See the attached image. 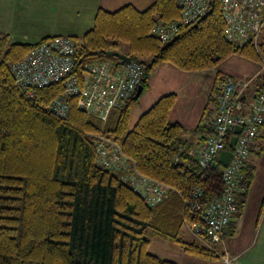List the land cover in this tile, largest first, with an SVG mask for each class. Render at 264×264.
Returning a JSON list of instances; mask_svg holds the SVG:
<instances>
[{
  "label": "trees",
  "instance_id": "1",
  "mask_svg": "<svg viewBox=\"0 0 264 264\" xmlns=\"http://www.w3.org/2000/svg\"><path fill=\"white\" fill-rule=\"evenodd\" d=\"M180 16L178 0H153L144 10L133 5L113 12L99 9L94 26L80 40V60L120 63L105 53H124L146 65L144 89L163 64L195 72L215 69L237 55L261 65L253 46L240 48L227 40L220 0H211L207 13L182 26L172 41L161 43L152 34L156 24ZM39 43L11 44L0 34V264H176L149 251L154 237L179 243L187 255L219 260L214 245L179 239L189 221L197 223L189 216L191 191H204L201 203L206 208L224 187L223 165L203 169L187 154L205 138L195 146L187 135L205 127L209 134L217 111L214 92L223 80L243 79L218 75L193 131L170 120L178 101L175 93L161 97L134 126L131 112L143 92L113 111L105 124L82 112L75 98L67 119H61L49 107L64 93L62 83L36 89L31 97L16 85L11 71ZM259 51L264 57V36ZM208 116L211 124H205ZM96 134L120 144L141 175L171 186L174 194L160 205H148L122 174L98 166ZM260 136L264 141V133ZM255 143L250 157L254 153L258 158L262 146ZM255 162L252 157L244 167L246 192L239 196L230 235L253 184Z\"/></svg>",
  "mask_w": 264,
  "mask_h": 264
},
{
  "label": "built area",
  "instance_id": "2",
  "mask_svg": "<svg viewBox=\"0 0 264 264\" xmlns=\"http://www.w3.org/2000/svg\"><path fill=\"white\" fill-rule=\"evenodd\" d=\"M210 1L178 0L180 18L156 24L152 34L161 43L172 41L182 26L194 23L207 13ZM220 1L227 40L240 48L253 46L264 71V57L259 51L264 36V0ZM82 52L80 40L68 36L51 37L13 63L11 71L16 85L29 90L31 97L36 89L62 83L64 93L49 107L58 118L67 119L70 101L75 98L82 112L105 124L113 111L135 98L139 86H143L146 65L140 61L114 63L108 59L81 62ZM219 85L213 94L217 111L211 132L202 144L190 148L187 154L203 169L220 165L218 156L222 151H231L232 158L229 165L223 167L222 194L211 200L206 208L201 203L204 191L200 188L191 191L189 216L197 223L189 221L186 226L206 246L222 245L226 250L223 237L239 211V196L246 192L242 183L244 167L264 124V84L259 82L257 75L240 81L223 80ZM93 139L98 166L122 174V180L128 182L148 205H160L174 194L171 186L141 175L116 141L103 134H96ZM223 260L225 264H237L229 255Z\"/></svg>",
  "mask_w": 264,
  "mask_h": 264
},
{
  "label": "crops",
  "instance_id": "3",
  "mask_svg": "<svg viewBox=\"0 0 264 264\" xmlns=\"http://www.w3.org/2000/svg\"><path fill=\"white\" fill-rule=\"evenodd\" d=\"M152 2L153 0H0V34L2 36L7 35L11 44L33 45L41 42L45 38L54 36H68L81 40L84 34L94 26L95 16L99 9L113 12L126 5H133L139 9L142 4H146L148 7ZM74 17L80 18V22ZM49 18L61 19L62 21L67 20V24L70 27L51 26L50 23L45 22ZM19 40L29 41H23L25 43H22ZM165 65L159 66L153 72L149 79L148 87L143 90V94L132 109V112L135 108L137 109V107L141 106L142 103H149L146 108V111H148L161 97L175 93L178 95V101L170 114V120L180 123L189 131H193L200 124L204 109L216 86L218 75L232 76L243 80L258 75L259 82L264 84V71L262 70V66L255 61H250L237 55L211 70L180 72V69L178 71L172 65ZM160 71H163L169 76L168 78H173L175 82L178 78V86L169 87L170 89L160 88L162 90L154 98L152 92L153 83L155 82L154 77H157ZM198 74L201 75H199V79H194V75ZM212 108L214 110V106ZM140 117L138 119L136 118V120L138 121ZM137 121L133 122L131 126H134ZM211 121L212 116L206 117L205 124H211ZM209 129L205 127L202 132L190 133L187 135V139L192 145L196 146L203 141ZM263 133L264 127L261 129V135ZM261 140L262 138L260 136L255 143L256 147H259L261 143L262 151L255 162L256 173L254 177V181L256 175L261 179V185L258 189L260 194L257 199L259 211L256 215L254 209L251 207L254 200V196L250 195V189L254 186L253 181L248 191L245 206L241 211L242 213H240L239 219H237L234 235L230 238L231 242L229 245L227 244L228 255L231 258H235L237 264H264V141ZM253 154H251V160ZM247 217L254 228L251 233L250 242L241 245V238L239 237L244 222L247 221ZM228 237H230V229L223 237L225 243H227ZM198 240L202 242L200 239ZM187 257H189L188 259H196L200 264H225L222 255L219 260L208 261L196 257L193 258L190 255Z\"/></svg>",
  "mask_w": 264,
  "mask_h": 264
},
{
  "label": "rangeland",
  "instance_id": "4",
  "mask_svg": "<svg viewBox=\"0 0 264 264\" xmlns=\"http://www.w3.org/2000/svg\"><path fill=\"white\" fill-rule=\"evenodd\" d=\"M147 6L146 4H142V6L139 7V9H145ZM63 17V16H62ZM76 20H78L80 22V18H76L74 17ZM46 23H50L51 26H68L70 27L69 24H67V20H59V19H55V18H49V20L45 21ZM73 25H75V23H73ZM22 43H25L23 41H29V40H19ZM14 44V43H12ZM165 65V64H164ZM170 65V64H167ZM166 66V65H165ZM165 68V67H163ZM174 68V67H171ZM175 69V68H174ZM178 70V69H176ZM179 71V70H178ZM182 70H180L181 72ZM184 72V71H182ZM183 74V73H182ZM199 75H194V79H199ZM201 76V75H200ZM169 76H167L163 71H160L157 75V77H154L155 82L153 83V97L156 98L158 96V94L160 93V90L162 89H170L169 87H176L178 86V78L176 80V82L174 81V79L172 78H168ZM152 83V80H151ZM162 88V89H160ZM145 92V91H144ZM145 96V95H144ZM143 98V97H142ZM149 103L146 104H141V106L137 107V109L135 108V110H133L132 112V118H131V124H133V122L137 121L136 118L138 119L142 113L144 111H146V108L148 106ZM209 117V116H208ZM253 159L257 160V158H255V156H253ZM263 176V175H262ZM264 178V176H263ZM262 178V180H263ZM264 181V180H263ZM253 188L250 189V195L254 196V200L253 203L251 204V207L254 209L256 215L258 214L259 211V205L257 202L258 199V195L260 194V192L258 191L260 185H261V179L258 178V175H256L254 184H253ZM254 190V191H253ZM242 213V212H241ZM249 214V213H248ZM247 221L244 222V226L241 232V235L239 238H241V245H245L248 242H250L251 240V233L253 231V224L250 223L248 221V217L246 218ZM234 234L230 235V237L227 238V243L226 244V250L222 247V245H214V247L216 246L218 252L224 257V256H228V248H227V244L229 245V243L231 242V239L233 237ZM179 239H181L182 241L186 242V243H204V242H200L198 240L197 237H195L191 231L187 228V226H184L180 231H179ZM236 240V239H235ZM225 242V241H224ZM149 251L168 261H172L175 262L176 264H200L196 261V259H188L189 257H187L188 255L183 251L182 246L179 243L173 242L171 240H164L161 239L159 237H154L151 238V244L149 247ZM192 258V257H190ZM194 258V257H193ZM193 260V261H190ZM195 262V263H194Z\"/></svg>",
  "mask_w": 264,
  "mask_h": 264
},
{
  "label": "water",
  "instance_id": "5",
  "mask_svg": "<svg viewBox=\"0 0 264 264\" xmlns=\"http://www.w3.org/2000/svg\"><path fill=\"white\" fill-rule=\"evenodd\" d=\"M105 55L109 57L117 58L123 63H130L132 61V59L128 55L121 53V52L109 51V52H106ZM143 90H144V87L139 86L137 95L135 96L134 99H137L142 94ZM231 158H232V152L225 150V151L220 152L218 156V162L223 166H228L231 161Z\"/></svg>",
  "mask_w": 264,
  "mask_h": 264
}]
</instances>
